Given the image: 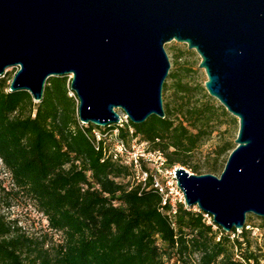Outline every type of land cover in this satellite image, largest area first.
Returning <instances> with one entry per match:
<instances>
[{"label":"water","instance_id":"95a60500","mask_svg":"<svg viewBox=\"0 0 264 264\" xmlns=\"http://www.w3.org/2000/svg\"><path fill=\"white\" fill-rule=\"evenodd\" d=\"M172 41L196 52L205 91L239 124L219 178L175 167L176 185L186 208L239 232L264 218V0H0L8 91L39 103L49 78L68 77L81 125L163 119Z\"/></svg>","mask_w":264,"mask_h":264},{"label":"trees","instance_id":"16d2710c","mask_svg":"<svg viewBox=\"0 0 264 264\" xmlns=\"http://www.w3.org/2000/svg\"><path fill=\"white\" fill-rule=\"evenodd\" d=\"M15 72L0 77V161L48 232L28 236L0 212V264H261L248 224L224 233L193 208L177 204L172 213L150 179L143 187L131 167L109 154L115 142L138 139L164 156L166 168L201 175L191 158L229 117L204 88L197 100L195 87L170 72L163 119L97 128L78 122L68 77L49 78L34 103L24 91H8ZM234 149L231 142L219 145L207 173Z\"/></svg>","mask_w":264,"mask_h":264},{"label":"rangeland","instance_id":"374dc122","mask_svg":"<svg viewBox=\"0 0 264 264\" xmlns=\"http://www.w3.org/2000/svg\"><path fill=\"white\" fill-rule=\"evenodd\" d=\"M164 50L170 64L169 73H176L180 76L183 83H186L191 87H195V98L200 100L201 95L199 90L204 88V84L207 81L204 70L199 69V64L201 62L200 57L194 50L189 51L185 44L177 43L175 41L166 44L164 46ZM14 71L15 69H9L7 72L13 74ZM166 80L165 82L171 86V82ZM205 94L209 97L206 91ZM170 96V91L166 94L162 93V103L169 102ZM211 99L216 105L221 106L217 100L213 98ZM228 115L229 117L226 120L221 121V125L216 129L212 137L199 147L191 158V164L201 168V175L210 174L219 178L231 152L221 159L222 162H225L223 166H221L216 172L207 173V168L212 162L215 149L223 142H231L236 147L234 141L238 134L239 124L236 118L232 117L230 114ZM192 210L195 211L196 207ZM0 212L7 216L8 220L16 221L17 226L22 228L28 236H38L48 232L46 229L47 223L41 214L38 213L34 203L13 188L9 174L4 169L1 161ZM247 216H249V219L245 224H248L249 226V240L252 244L253 250L258 254V256H262L261 264H264V222H261V218L256 216ZM53 238L56 240L57 236L53 235Z\"/></svg>","mask_w":264,"mask_h":264},{"label":"built area","instance_id":"2783aa9c","mask_svg":"<svg viewBox=\"0 0 264 264\" xmlns=\"http://www.w3.org/2000/svg\"><path fill=\"white\" fill-rule=\"evenodd\" d=\"M122 121L128 122L125 116H122ZM94 136L96 142L100 141L101 135L98 132H94ZM113 136L115 138L116 132ZM109 154L113 160L131 167L136 181L143 187L150 179V186L162 198V206L167 204L172 213H175L177 204L184 206L182 192L178 189L174 177L175 167L166 168L165 158L160 152L151 151L148 144L134 139L129 144L115 142ZM205 218L208 224L212 223L209 216L205 215Z\"/></svg>","mask_w":264,"mask_h":264}]
</instances>
